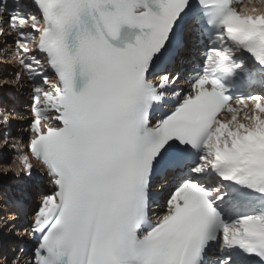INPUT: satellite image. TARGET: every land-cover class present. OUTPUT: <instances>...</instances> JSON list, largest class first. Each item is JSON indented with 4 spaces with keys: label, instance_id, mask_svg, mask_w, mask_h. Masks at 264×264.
Wrapping results in <instances>:
<instances>
[{
    "label": "snow or ice",
    "instance_id": "6c2138e0",
    "mask_svg": "<svg viewBox=\"0 0 264 264\" xmlns=\"http://www.w3.org/2000/svg\"><path fill=\"white\" fill-rule=\"evenodd\" d=\"M0 13L34 85L31 136L12 175L31 177V156L53 185L25 229L28 264H207L213 245L217 264H264V92L243 91L264 90V9L26 0ZM191 33L206 51L183 92L173 69ZM10 34L0 22V36ZM154 182L168 189L156 219Z\"/></svg>",
    "mask_w": 264,
    "mask_h": 264
},
{
    "label": "rangeland",
    "instance_id": "374dc122",
    "mask_svg": "<svg viewBox=\"0 0 264 264\" xmlns=\"http://www.w3.org/2000/svg\"><path fill=\"white\" fill-rule=\"evenodd\" d=\"M4 49V48H3ZM3 49H0V94H4V92L5 91H9V92H15L16 94H17V96H18V94L20 93L18 90H20V89H18V87H16L15 86V83H14V80H12V77H11V75H10V67H7L6 66V64H4V62L6 61V59L8 58V56H9V52L7 51V50H4L3 51ZM7 54V55H6ZM4 56V57H3ZM3 57V58H2ZM6 67V68H5ZM4 68H5V70H4ZM4 70V71H3ZM9 71V72H8ZM7 75L6 77L4 76V75ZM4 78V79H3ZM7 78V79H6ZM8 80V81H6V80ZM6 98V97H5ZM5 100H7V99H5ZM4 111V110H3ZM7 112V111H6ZM7 115H10V117L11 116H14V117H16V114H11V112H8L7 113ZM0 123L1 124H3V121L2 120H0ZM11 135H10V137L8 138L9 139V141H13L14 140V138H17V137H19V133H16V131L15 130H12L13 129V127H15L16 126V122H14V121H12L11 122ZM3 126H4V124H3ZM3 127L0 125V142H2L3 143V140H4V136H3V132L5 131V130H3L2 129ZM3 146H2V153H0V156H2V164H0L1 166H0V168L3 170V172H5V171H7V166L9 165V164H7V163H9L10 162V159H11V155H12V153L14 152V148H12V147H4V143L2 144ZM5 164V165H4ZM17 176H14V177H12V178H9V179H7V182L6 183H4V181L3 180H1L0 179V191H3L4 189H5V187H6V185L7 184H9V182L10 181H12V183L13 182H15L16 180H15V178H16ZM21 178V177H20ZM24 178H27L28 179V177L26 176H23L22 177V179H24ZM10 185V184H9ZM34 187V186H33ZM1 193V192H0ZM32 196V195H31ZM35 196V195H34ZM33 196V197H34ZM1 196H0V202L2 203V200H1ZM3 204V203H2ZM5 207V206H4ZM7 210H8V208H3V209H0V224L1 225H4L3 224V222H7L6 224L7 225H4V228H6L7 226V228L10 230V231H12V232H15V233H13V234H16V236H18V238H20L19 237V235H18V232H17V230L14 228V226H13V224H11L12 222H8L7 220L9 219V213H7ZM6 211V213H4ZM8 212H9V210H8ZM6 214L5 216H4V214ZM5 218H7L6 220H5ZM1 225H0V228H2L1 227ZM17 228V227H16ZM1 232V231H0ZM3 233H0V238H1V236H4V235H6V234H3ZM21 235V234H20ZM8 237H9V235H8ZM7 237V238H8ZM6 242V240H3V242ZM20 242H22V240H21V238L19 239V241H18V245L20 244ZM18 245H15V248L14 249H12L11 248V246H9V251L11 250H13L12 251V255H14V254H17L18 255V251H19V246ZM18 250V251H17ZM9 251H8V253H9ZM8 253H7V255H8ZM19 253L20 254H23V253H21L20 251H19ZM24 255V254H23ZM0 256H5L3 253L2 254H0ZM7 258H8V256H6ZM10 259H8L9 261H11L12 262V264H15V262L13 263V261H15L13 258V256H10L9 257ZM2 262V264H3V262H4V260L2 259V261H0V263ZM24 262V261H23ZM18 263V262H17ZM4 264H5V262H4ZM19 264V263H18ZM26 264V263H25Z\"/></svg>",
    "mask_w": 264,
    "mask_h": 264
},
{
    "label": "bare ground",
    "instance_id": "6f19581e",
    "mask_svg": "<svg viewBox=\"0 0 264 264\" xmlns=\"http://www.w3.org/2000/svg\"><path fill=\"white\" fill-rule=\"evenodd\" d=\"M9 54V53H8ZM7 55V54H6ZM4 57V56H3ZM2 57V58H3ZM9 72V71H8ZM5 77L7 76L6 74L4 75ZM4 79V78H3ZM7 79V78H6ZM5 79V80H6ZM6 81H8V80H6ZM9 82V81H8ZM7 114V113H6ZM0 120H2V119H0ZM21 136V137H20ZM10 137V136H9ZM8 137V138H9ZM17 138H19V141L20 142H22V139H23V135H19V137H17ZM10 142V141H9ZM3 143L2 142H0V153H2L3 151H2V145ZM4 147H5V145H4ZM16 155H15V152H13L12 153V155H11V159H10V162L9 163H7V164H9L8 166H7V171H9V169H10V171H9V174L7 175V176H2V175H0V179L1 180H3L4 181V183H6L7 182V179H9V178H12V177H14V175H12V173H17V174H20L21 172H22V166L20 165V163L18 162V161H15L13 158L15 157ZM30 162L34 165V168L36 167H38L37 166V163H35L31 158H30ZM0 164H2V163H0ZM5 165V164H4ZM1 166V165H0ZM0 173H3V170L0 168ZM21 178L23 177L22 175L20 176ZM26 177V176H25ZM25 179V178H24ZM15 182H17V180L15 181ZM15 182H13L12 183V181H10L9 182V184L10 185H13ZM30 189H33V187H31ZM32 196H34V194H31ZM3 208H5L4 206H3V204L0 202V209H3ZM8 208V207H7ZM1 212V211H0ZM11 211H9V219L7 220L8 222L10 221L11 222V218H10V216H14L12 213H10ZM4 213H6V211L4 212ZM3 213V214H4ZM6 214H4V216H5ZM7 218H5V220H6ZM7 223V222H6ZM5 222H3V224L4 225H7ZM12 224V223H11ZM1 225V224H0ZM4 225H1V227L2 228H0V233H3V234H6V235H4V236H1V238H0V254H4L5 256H3V257H6V256H8V258L7 259H10L9 257L10 256H13L14 258H16V260L15 261H13V263L15 262V264H28V261H27V256L25 255H23V254H20L19 253V251H18V255L17 254H14V255H12V251L10 250H8L9 249V246H11V248L12 249H14L15 248V245H18L17 243H18V241H19V239L20 238H18V236H16V234H13V233H15V232H12V231H10L7 227L6 228H4ZM16 227H17V224H16ZM2 234V235H3ZM21 234V233H20ZM8 235H9V237H8ZM8 237V238H7ZM20 237V236H19ZM23 237V236H22ZM3 240H6V242L4 241L3 242ZM21 243V242H20ZM9 245V246H8ZM20 247V246H19ZM8 251H9V253H8ZM7 253H8V255H7ZM0 261H2V259H0ZM24 261V262H23ZM18 262V263H17ZM0 264H2V262L0 263ZM3 264H4V262H3Z\"/></svg>",
    "mask_w": 264,
    "mask_h": 264
}]
</instances>
